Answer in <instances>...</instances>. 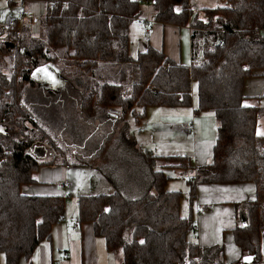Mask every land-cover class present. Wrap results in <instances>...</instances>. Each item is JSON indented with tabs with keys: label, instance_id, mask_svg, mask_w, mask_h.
Here are the masks:
<instances>
[{
	"label": "trees",
	"instance_id": "trees-1",
	"mask_svg": "<svg viewBox=\"0 0 264 264\" xmlns=\"http://www.w3.org/2000/svg\"><path fill=\"white\" fill-rule=\"evenodd\" d=\"M31 1L25 2L31 17L18 22L12 31L0 26L3 264L29 260L60 221L67 222L71 230L80 222H91L94 232L104 237L107 250L120 251L123 264H188L187 258L191 264H222L219 247H201L194 241L192 214L180 212L182 192L167 190V177L154 169L156 161L165 159L174 160L170 166L185 171L190 166L188 159L129 151L137 160L136 175H131L126 158L127 149L134 148L124 141L122 127L107 132L114 137L113 143L100 145V151L106 148L97 167L91 160V167L106 178L112 190L79 194L75 221L68 222L65 215V192L71 184H60L62 194L22 191L23 186L38 182L37 170L46 163L33 154V146L37 141L53 146L56 138L52 128L29 111L23 96L37 84L53 91L69 82L84 91L82 112L87 117L100 115L103 125L111 117L107 110L115 113L117 124L128 114L137 116L139 122L147 108L191 106L193 98L194 114L211 113L216 121L213 157L197 169V177L211 183H254L255 196L245 204L243 225L236 227L234 235L244 255H254L250 264H264V133L259 132L264 106L248 104L243 92L245 80L264 70V0H223L221 5L199 11H191L189 0H40L45 3L40 17L30 9ZM143 4H151L152 19L157 22L190 26L188 64L172 60L147 41L143 50L129 54L130 26L140 18ZM16 7L13 17L21 8L18 3ZM35 22L39 29L33 35L31 25ZM114 42L123 45L116 61L124 65L117 68L107 59ZM33 59L53 71L56 79L63 77V85L60 79L46 82L40 73L34 75ZM110 125L111 131L114 124ZM113 147L119 150L108 152ZM122 150L127 155L123 156ZM88 152L90 159L100 154L94 148ZM88 158L80 164L88 165ZM192 199L191 191L190 206Z\"/></svg>",
	"mask_w": 264,
	"mask_h": 264
},
{
	"label": "crops",
	"instance_id": "crops-1",
	"mask_svg": "<svg viewBox=\"0 0 264 264\" xmlns=\"http://www.w3.org/2000/svg\"><path fill=\"white\" fill-rule=\"evenodd\" d=\"M200 1L204 2L202 4L197 2L198 5L196 4V6H194L191 0H189L190 7L193 11H199L205 7H214L212 3H215V6L219 5V0ZM220 1V3L223 2V0ZM9 4L14 6L13 1ZM29 6L36 17H40L45 11V3L40 0L31 1ZM144 27L143 36L140 34H138L137 37V34L133 35V38L136 41V48L139 47V41L143 39L145 44L147 41L152 47L163 50L172 60L180 61L185 64H188L191 61V28L189 25L178 26L174 24H162L151 19L149 24L144 25ZM38 29V22L31 25L33 35L38 34ZM243 92L248 104H260L261 106H264V70L254 72L245 80ZM195 106L196 101L193 98L191 106L152 107L160 108L159 110L162 108H169L167 110L176 112V115H182L183 118L179 119L182 121L180 124L187 123L190 116H193L196 123L195 135L190 142L189 148H182L183 144L179 143V146L177 145L174 148L170 146H164L163 148L156 147L155 150H152V153L153 155L161 156L182 155L188 159L190 165L188 170L183 171L182 167L170 165H166L163 170H161L163 175L167 177L165 188L167 190L181 189L178 191H181L184 196L182 201H184L187 210L185 208L182 210L181 205L180 212L182 215L183 213H186L183 216L190 213L192 214L195 224L194 241L199 246L219 247L222 264H244L242 260L244 253L239 244L235 241L234 234L236 227L243 225L245 204L255 196L256 187L252 181L211 183L202 182L198 179L197 169L212 161V150L216 138V126L212 119L214 116L209 114V112L206 116L203 115L204 113L194 114L193 110ZM172 108L183 109L180 111H174ZM206 119H209V122L211 120L212 123L209 132L205 130L204 126L203 128L200 127L201 123L204 125ZM166 126L168 132H176L178 134H184L185 132L181 125L180 131L178 130L175 121L167 122ZM259 132L264 133V124L259 127ZM139 147L140 145L137 141L132 145V148L135 149ZM96 149L97 147L95 148V152L98 151ZM99 155L100 156H95L97 160L100 159L97 164L102 161L103 157V154ZM46 164L47 163H45V165ZM49 164L51 165V163ZM66 164L71 166L70 163H62L61 167L51 168L46 165L45 169H43L44 171L42 170L41 172H38L37 170L36 179L38 182L27 185L30 194L64 193V190L61 189L58 184L62 180H66V174L70 169L65 167ZM97 164L93 163V166L97 167ZM45 174L48 176H45ZM119 175L121 176L122 173L120 172ZM138 177L141 179L140 175H137V178ZM179 179L184 180V183H180L178 181ZM52 181H55L56 186L52 184ZM102 181V184L107 183L103 177ZM191 191L193 199L190 206L188 195ZM199 205L204 209L199 210ZM65 215L68 222L69 220H76V211L69 213L67 210ZM19 264L123 263L121 255L119 257L114 252H109L107 250L104 237L98 236L94 232L93 224L91 222H80L76 230H71L69 225H67V222L60 221L53 227L50 238L40 242L34 249L30 259L22 260Z\"/></svg>",
	"mask_w": 264,
	"mask_h": 264
},
{
	"label": "rangeland",
	"instance_id": "rangeland-1",
	"mask_svg": "<svg viewBox=\"0 0 264 264\" xmlns=\"http://www.w3.org/2000/svg\"><path fill=\"white\" fill-rule=\"evenodd\" d=\"M13 1L14 6H11L9 3ZM19 0H0V26L4 25L8 20L15 16L17 7L16 3ZM194 6H196L197 2L202 4L204 1L200 0H191ZM221 1L219 0L218 4ZM215 6V3H212ZM198 5V4H197ZM212 5V6H213ZM192 6V7H194ZM217 6V5H216ZM152 6L151 4H143V12L140 15L141 19H148L151 21L152 19ZM191 11H193L191 9ZM201 17H204L205 14L200 12ZM144 25L132 23L130 26V41H129V54L134 56L135 53L139 50H143L145 47V41L142 39L139 41V47L136 48V41L133 38L134 34L144 35ZM143 38V37H142ZM133 42V43H132ZM132 43V44H131ZM123 50L122 42H114V47L112 51V55L108 57L110 61L113 62V67L117 68L119 66L124 65V63L117 62L116 59L120 52ZM44 65V64H43ZM38 65V66H43ZM61 80V85H63L62 80L63 77H59L57 81ZM66 81V80H65ZM47 82V81H46ZM48 85V84H47ZM65 87L55 89L53 91L49 90L47 86L41 87L39 84L32 88H29L25 95L23 96V102L28 106L29 111L39 118V120L43 121L46 126H48L55 134V144L53 146L49 145L46 142H36L35 146L32 148V152L34 155L38 157L42 162H46L48 167H61L62 163H70L71 167L66 174V180L70 182L71 187L65 192V209L68 210L69 213L76 211V198L79 194H95L97 192H110L112 190V186L109 182L106 184H102V177L99 173H97L91 167V160L94 159V156L88 158L89 150L98 148L100 154L104 152L105 148L102 147L100 151V145L104 143V141L108 144L113 140V136L109 137L110 132L114 133L115 129L122 127L123 132H120L124 136V141L135 144L137 141L140 145L139 148H128L127 154L125 150H122V155H127V162L131 165V170L133 173L131 175H136L134 169L136 166L134 162L137 160L134 159L136 155L130 154L129 151L134 150H146L149 153H152V150H155L156 147L163 148L164 146L176 147L179 146V143L183 144L182 148H189L190 142L195 135L196 131V123L193 116H190V119L187 123H193V133L188 134L184 132V134L176 133V132H168L166 123L170 121H175V125L178 127L180 131V125L184 129V124L182 123L180 118H183L182 115H176V112L169 111V108H147L145 116L143 118H139V122H136L137 116H133L128 114L125 116L123 122L117 124V120L113 114L108 110L105 111L106 115L111 117L107 119L106 124H102L100 120V115H95L87 117L82 110L80 109L81 97L83 94V90L79 87L72 85L70 82ZM48 89H47V88ZM53 88L52 86H50ZM60 87V86H59ZM174 111H180L183 108H172ZM79 110V111H78ZM139 112V109L137 108ZM203 115L206 116L208 112H202ZM200 113V114H202ZM211 114V113H209ZM176 115V116H175ZM192 115V114H191ZM212 115V114H211ZM113 116V117H112ZM173 117V118H172ZM213 117V116H212ZM214 121V125L216 126V121ZM120 121V120H118ZM110 123L114 124L110 131ZM117 124V125H116ZM29 125V124H28ZM110 126V127H108ZM205 127V130L209 132L211 130V120L206 119L203 123L200 124V127ZM122 139V137H121ZM50 141V140H49ZM145 142V143H144ZM113 143V141H112ZM104 145V144H103ZM119 149L110 148L108 152H116ZM74 152V153H73ZM96 154V153H95ZM94 154V155H95ZM120 155V154H118ZM95 156H100L96 154ZM88 158V165L80 164L81 162L86 161ZM140 158V157H139ZM84 160V161H82ZM100 160V159H99ZM96 158L93 160V163L97 164L98 161ZM51 163V165L49 164ZM175 164L174 160H165L159 159L156 161V166L154 169L163 170L166 165ZM45 163L39 167L38 172H41L46 167ZM44 171V170H43ZM46 171V170H45ZM45 176H48L45 174ZM106 179V178H105ZM180 183H184V180H178ZM52 184H55V181H52ZM60 186V182L58 184ZM58 186V187H59ZM61 187V186H60ZM59 187V189H60ZM28 186H23L22 191L26 193H30L28 191ZM62 189V188H61ZM173 190V189H171ZM177 190H181L178 189ZM132 198L129 194L127 195ZM134 196V195H133ZM139 195H136L137 197ZM134 197V198H135ZM182 210L185 207L184 201L181 202ZM183 213V211H182ZM186 213H183V215ZM120 257V251H115ZM191 259L187 258L188 264H191ZM198 262V261H197ZM4 263L3 254L0 253V264Z\"/></svg>",
	"mask_w": 264,
	"mask_h": 264
},
{
	"label": "built area",
	"instance_id": "built-area-1",
	"mask_svg": "<svg viewBox=\"0 0 264 264\" xmlns=\"http://www.w3.org/2000/svg\"><path fill=\"white\" fill-rule=\"evenodd\" d=\"M147 1V0H142ZM25 2L26 0H19L18 5L21 7L20 10L18 11L16 17L11 18L10 20H8L4 25H2L3 30L4 31H12L15 28V25L19 22L22 23L27 17H31L32 14L26 9L25 7ZM136 22L138 24H143V25H148L150 20L148 19H141V18H137ZM263 31H264V27H263ZM155 90V89H154ZM184 131L187 133H193V123L192 121L184 124ZM66 168H69V165H65ZM62 186L65 187H69L70 183L66 180H62L60 183ZM204 208L202 206L199 205V210H203ZM77 226V222L72 224V228L75 229Z\"/></svg>",
	"mask_w": 264,
	"mask_h": 264
},
{
	"label": "water",
	"instance_id": "water-1",
	"mask_svg": "<svg viewBox=\"0 0 264 264\" xmlns=\"http://www.w3.org/2000/svg\"><path fill=\"white\" fill-rule=\"evenodd\" d=\"M33 62V65L35 66V68H34V70H33V74L35 73V70L37 69V68H41V67H45L46 65H43V66H38L37 65V63H36V61L33 59L32 60ZM47 67V66H46ZM47 71L49 72V73H51V75L53 76V77H55L54 76V72L53 71H51L48 67H47ZM40 76L44 79V80H46V81H51V82H53L52 80H50V79H48L45 75H44V73H40ZM253 257H254V255H244L243 257H242V260H243V262L244 263H250L251 261H252V259H253ZM246 258H250V259H246Z\"/></svg>",
	"mask_w": 264,
	"mask_h": 264
},
{
	"label": "snow or ice",
	"instance_id": "snow-or-ice-1",
	"mask_svg": "<svg viewBox=\"0 0 264 264\" xmlns=\"http://www.w3.org/2000/svg\"><path fill=\"white\" fill-rule=\"evenodd\" d=\"M0 18H2V17H0ZM36 73H44V75H45L48 79L52 80L53 83H56L55 78L51 75V73H49V72L47 71V67H46V66H45V67H41V68H37V69L35 70L34 75H35ZM258 134H259V132H258ZM141 243H143V241H141ZM246 259H250V258H246Z\"/></svg>",
	"mask_w": 264,
	"mask_h": 264
},
{
	"label": "flooded vegetation",
	"instance_id": "flooded-vegetation-1",
	"mask_svg": "<svg viewBox=\"0 0 264 264\" xmlns=\"http://www.w3.org/2000/svg\"><path fill=\"white\" fill-rule=\"evenodd\" d=\"M55 78V77H54ZM55 80H57L56 78H55Z\"/></svg>",
	"mask_w": 264,
	"mask_h": 264
}]
</instances>
